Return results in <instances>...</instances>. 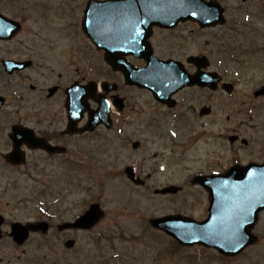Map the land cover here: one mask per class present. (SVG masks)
I'll list each match as a JSON object with an SVG mask.
<instances>
[{
	"label": "rangeland",
	"instance_id": "rangeland-1",
	"mask_svg": "<svg viewBox=\"0 0 264 264\" xmlns=\"http://www.w3.org/2000/svg\"><path fill=\"white\" fill-rule=\"evenodd\" d=\"M87 2L0 0V11L22 19L23 24L12 41H0V56L39 59L41 50V56L51 57L54 65L59 62L61 70L87 71L88 79L98 78L102 71L103 77L107 74L110 80L123 81L105 66L81 29ZM220 2L226 8L227 23L193 35V27L188 25V43L179 58L203 51L212 61L210 69L234 84L232 93L189 88L179 96L181 111L171 113L148 93L133 89L128 94L138 101L134 107L140 114L130 115L124 122L119 116L120 125L94 135L92 150L84 145L86 163L71 167L61 158L59 168L45 170L40 177L14 173L0 163V190L5 187L6 176L17 179L8 193L0 194L4 214L52 225L42 240L25 248L24 258H36L35 264H264V212L253 230L257 242L234 257L203 246L171 250L173 239L149 223L153 217L169 214L205 219L208 193L191 182L195 175L225 171L237 162L238 155L242 163L264 161V98L253 95L264 85V0ZM157 37V51L162 57L171 52L177 55L166 47L170 35L159 33ZM75 50L88 56H76ZM227 50L237 52L226 56ZM40 72V68L28 71L31 81L39 78ZM0 77L4 94L8 79L1 70ZM204 105L213 109L209 116L198 113ZM231 135L247 139L249 147L230 142ZM127 165L148 177L145 187L128 180L123 172ZM169 184L183 186V191L177 195L154 194V188ZM94 202H100L105 213L95 228L57 230L59 224L73 221ZM70 238L76 244L67 249L64 242ZM21 252L12 249L9 256Z\"/></svg>",
	"mask_w": 264,
	"mask_h": 264
},
{
	"label": "water",
	"instance_id": "water-1",
	"mask_svg": "<svg viewBox=\"0 0 264 264\" xmlns=\"http://www.w3.org/2000/svg\"><path fill=\"white\" fill-rule=\"evenodd\" d=\"M187 19L196 20L203 27L215 25L223 21L222 9L218 3L204 0H89L82 25L98 49L106 51V61L113 69L124 73L127 83L149 88L159 100L169 103L170 96L183 86L199 84L216 89L220 80L216 73L199 71L190 75L180 63L160 61L152 55L148 43L152 27H172ZM18 28L17 22L0 14V38H11ZM127 54L145 58L147 66L136 68L125 62ZM189 60L196 62L199 69L209 65L206 57H191ZM5 64L21 68L30 63L6 61ZM226 87L232 90L231 85ZM259 94H264V87L256 92ZM69 99L73 103L80 100L72 93ZM206 112L205 109L202 111ZM16 154H9L7 160L16 162L11 159ZM127 172L132 178V168H127ZM193 182L202 185L209 193L208 217L196 221L182 215H168L152 219L151 224L183 245L202 244L215 247L224 254H237L252 243L251 229L258 221L259 212L264 209V164L235 165L225 173L198 175ZM179 189L169 186L157 192L176 193ZM102 216L100 205L92 204L75 222L65 223L59 228L89 229ZM31 228L46 232L49 225L40 222ZM28 234L27 226L13 225L12 235L18 243H23ZM65 245L71 248L74 241L68 240Z\"/></svg>",
	"mask_w": 264,
	"mask_h": 264
},
{
	"label": "flooded vegetation",
	"instance_id": "flooded-vegetation-1",
	"mask_svg": "<svg viewBox=\"0 0 264 264\" xmlns=\"http://www.w3.org/2000/svg\"><path fill=\"white\" fill-rule=\"evenodd\" d=\"M22 21V19H20ZM191 25L193 29L190 30V34L200 33L204 29L200 28L196 22L187 21L179 22L174 28H160L155 27L152 30L150 37L151 44L154 48L155 54L163 59H175L183 63L187 62L190 56H202L203 51L188 54L185 58L181 59L184 48L188 43L187 27ZM164 33L170 35L169 42L167 43V49L175 50L177 55L171 54L162 57L157 51L156 42L158 41L157 35ZM13 40V39H12ZM12 40H0L1 42H10ZM197 42V41H195ZM41 50L38 52L39 59L34 57L22 58L21 55L17 57L13 56H0V70L5 75L6 85L3 87L8 89L3 94L0 90V95L4 97V101L0 106V163L4 168L16 173H23L25 175L43 176L45 170L55 169L58 167V158L61 156H67L66 160L76 164L78 160L77 154L84 153L86 150L81 143H88L91 141L90 136L94 133H76L71 130L69 126V110L68 108L73 106L82 107L84 104L88 105L89 110H96L99 108V104L95 103L92 98H88L91 95L87 86L93 78L88 79L87 76L90 72H79L78 69L61 70L58 65L53 64L52 59L44 58L41 56ZM74 55L82 57L86 56L82 51H74ZM6 60L13 61H31L32 65L21 69H14L9 71L3 64ZM129 61L135 65L141 67L144 65V61L137 60L134 57H129ZM69 65H66L68 68ZM107 67V65H106ZM188 69L191 72L196 71V67L193 64H187ZM40 68L39 78L31 81L32 77L28 74V71ZM81 74V75H78ZM121 76L122 80L114 81L107 77H103V72L99 73L98 83L104 81H111L110 90L97 89V93L105 99L108 103V107L111 110V117L113 125L117 126L116 113H119L120 117L125 120L130 115L140 114V111L135 109L136 99L131 97L128 92L136 90L148 93L153 101L159 106L166 109L168 112H175L180 110L183 106L179 96L184 90L189 88H199L197 86L187 87L180 90L174 96V106H169L165 103L157 101L153 93L141 89L135 85H128L124 82L123 76L120 73H116ZM92 77V74H91ZM103 77V78H102ZM2 78L0 77V80ZM30 83L28 84L27 82ZM28 85V86H27ZM74 86H79L77 94L79 97V103H73L69 99V91ZM205 89V88H201ZM73 92V91H72ZM180 99V100H179ZM78 104V105H77ZM77 105V106H76ZM76 106V107H75ZM80 126H84L87 120V114H82ZM183 115H179L181 118ZM104 128L100 125L98 129ZM89 135V136H88ZM88 137V138H85ZM80 138V139H79ZM239 139L236 140V142ZM63 147L66 151L61 153H50L46 145ZM243 146H248V141L244 143L241 139ZM239 149V148H238ZM19 152L18 157H14V161L9 162L6 160V155L13 151ZM87 157L79 158L80 161H85ZM13 160V157L11 158ZM23 163V164H22ZM3 185L0 190V194L8 193L11 184H17L16 178H10L9 175L3 180ZM20 222L22 224H29L30 222L37 221H20L17 219L8 218L4 211L0 208V264H35L37 259L31 257L26 259L23 254L26 252L28 246L35 244L36 241L42 240L44 233L40 230L30 232V235L23 245H19L14 241L11 235L13 224ZM37 247L39 243H36ZM22 251L15 256H9V250Z\"/></svg>",
	"mask_w": 264,
	"mask_h": 264
},
{
	"label": "trees",
	"instance_id": "trees-1",
	"mask_svg": "<svg viewBox=\"0 0 264 264\" xmlns=\"http://www.w3.org/2000/svg\"><path fill=\"white\" fill-rule=\"evenodd\" d=\"M175 248H176V249H179V248H180V246H179V245H175Z\"/></svg>",
	"mask_w": 264,
	"mask_h": 264
},
{
	"label": "snow or ice",
	"instance_id": "snow-or-ice-1",
	"mask_svg": "<svg viewBox=\"0 0 264 264\" xmlns=\"http://www.w3.org/2000/svg\"><path fill=\"white\" fill-rule=\"evenodd\" d=\"M193 15H195V13H193Z\"/></svg>",
	"mask_w": 264,
	"mask_h": 264
}]
</instances>
